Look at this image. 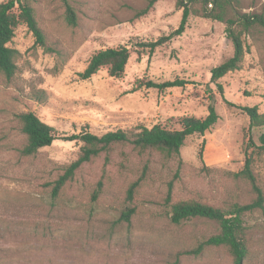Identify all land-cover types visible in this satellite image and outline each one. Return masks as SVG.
Instances as JSON below:
<instances>
[{"label":"rangeland","instance_id":"374dc122","mask_svg":"<svg viewBox=\"0 0 264 264\" xmlns=\"http://www.w3.org/2000/svg\"><path fill=\"white\" fill-rule=\"evenodd\" d=\"M27 1L54 52L35 45L19 24L8 44L20 54L17 72L10 82L0 74V264H233L223 247L197 248L219 234L216 223L195 218L172 224L169 205L193 200L228 209L254 202L255 188L263 202L243 215L244 264H264V157L252 155L253 185L238 175L264 136V125L250 127L238 108L264 113V27L255 25L244 36L241 68L218 80L220 90L210 71L233 54L223 24L190 15L183 34L154 52L133 46L178 27L177 0H158L140 18L148 0H68L75 27L66 22L60 0ZM194 8L203 9L201 3ZM232 8L264 17V0H236ZM119 47L130 51L122 76L111 78L103 68L80 80L95 52ZM174 80L183 86L160 91L143 85ZM210 98L218 120L203 136L184 141L180 162L117 145L84 163L55 199L52 183L78 157L81 143L54 141L33 156L20 154V113L33 112L60 134L100 136L138 125L178 129L181 117L204 118ZM130 208V222L119 221Z\"/></svg>","mask_w":264,"mask_h":264},{"label":"trees","instance_id":"16d2710c","mask_svg":"<svg viewBox=\"0 0 264 264\" xmlns=\"http://www.w3.org/2000/svg\"><path fill=\"white\" fill-rule=\"evenodd\" d=\"M65 9L66 22L75 27L77 25L76 13L68 0H60ZM158 0H148L144 9L137 13L136 18L146 15ZM236 0H177L176 7L181 10V19L178 27L167 35L160 36L155 41L148 43H136L133 46L147 49L148 53L154 52L158 47L166 45L173 38L183 34L190 15L201 16L224 25V33L227 40L233 46V54L227 60L210 71V81L216 84L219 79L230 72L237 71L246 53L244 36L255 25L264 27V17L256 13L236 12L232 5ZM201 3L202 11L194 8ZM210 7V9L207 8ZM19 24L25 25L34 37L35 45L43 48L46 52H54L47 44L46 36L39 26L33 7L27 0H8L0 3V74L10 82L17 72V60L19 52L8 46L14 37V32ZM130 58L127 47L109 48L95 52L89 59L86 67L78 77L80 80H88L96 75L101 69H106L111 78H119L123 75ZM184 81L174 80L163 83L146 81L144 87L156 90L182 87ZM42 92H36L35 98L42 100ZM249 119L250 127H262L264 125V113H258L255 106L238 107ZM20 133L24 137V144L20 149L21 156L30 157L39 149L50 146L54 141L81 143L78 157L64 168L63 173L52 183L50 195L55 199L72 180L75 172L92 158L102 153L108 154L114 146L128 145L133 150L146 152L153 151L166 158H174L180 162V149L184 141L193 135L203 136L217 122L218 115L215 110L213 99L210 98L207 107V115L202 118L181 117L177 120L178 129H169L160 125L147 128L142 125L136 126L129 131L116 130L97 136L90 132L82 131L76 135H65L55 131L54 128L42 122L33 112H24L15 115ZM250 154H246L244 167L238 175L248 179L252 185L254 178L251 172L252 155L264 157V136L260 137V145L254 146ZM134 182L127 191L128 199H131L138 186ZM100 188V183L98 184ZM256 200L249 204H234L228 209L216 208L198 201H177L169 205V221L178 225L181 222L192 219H205L214 222L219 227V234L211 236L197 248L203 246L223 247L233 259V264H244L247 258L248 248L245 236L243 215L262 207L263 198L258 189ZM170 198V189L167 192V202ZM135 209L130 208L121 213L119 221L129 223Z\"/></svg>","mask_w":264,"mask_h":264}]
</instances>
